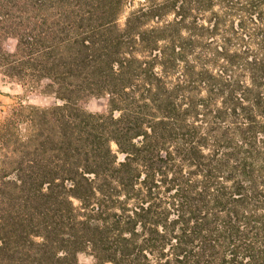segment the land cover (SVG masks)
Instances as JSON below:
<instances>
[{
  "label": "trees",
  "instance_id": "1",
  "mask_svg": "<svg viewBox=\"0 0 264 264\" xmlns=\"http://www.w3.org/2000/svg\"><path fill=\"white\" fill-rule=\"evenodd\" d=\"M16 88L0 264H264V0H0Z\"/></svg>",
  "mask_w": 264,
  "mask_h": 264
},
{
  "label": "rangeland",
  "instance_id": "2",
  "mask_svg": "<svg viewBox=\"0 0 264 264\" xmlns=\"http://www.w3.org/2000/svg\"><path fill=\"white\" fill-rule=\"evenodd\" d=\"M123 21V18L120 19V22ZM4 91H9L7 88H3ZM11 92V97L0 95V110H5L8 104L18 101L19 97H24L28 100L29 103L39 105V106H48L53 103V100L50 97L36 96L34 94L23 93L19 88H16ZM15 95V97H14ZM85 107L88 111L99 112L102 111L105 107L104 101L102 99H93L88 101L85 104ZM93 260L91 257L84 254L78 256V264H92Z\"/></svg>",
  "mask_w": 264,
  "mask_h": 264
},
{
  "label": "clouds",
  "instance_id": "3",
  "mask_svg": "<svg viewBox=\"0 0 264 264\" xmlns=\"http://www.w3.org/2000/svg\"><path fill=\"white\" fill-rule=\"evenodd\" d=\"M169 19H171V16H169ZM117 115H119V113H117Z\"/></svg>",
  "mask_w": 264,
  "mask_h": 264
}]
</instances>
